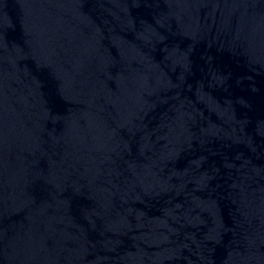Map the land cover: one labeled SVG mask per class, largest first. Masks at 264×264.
Instances as JSON below:
<instances>
[{"label":"water","instance_id":"95a60500","mask_svg":"<svg viewBox=\"0 0 264 264\" xmlns=\"http://www.w3.org/2000/svg\"><path fill=\"white\" fill-rule=\"evenodd\" d=\"M0 264H264V0H0Z\"/></svg>","mask_w":264,"mask_h":264}]
</instances>
